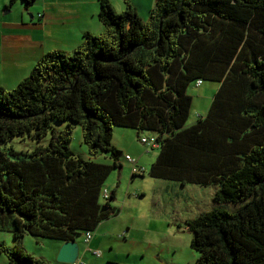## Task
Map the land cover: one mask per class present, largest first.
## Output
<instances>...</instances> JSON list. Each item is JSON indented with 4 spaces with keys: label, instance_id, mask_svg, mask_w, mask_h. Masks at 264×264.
I'll return each mask as SVG.
<instances>
[{
    "label": "trees",
    "instance_id": "16d2710c",
    "mask_svg": "<svg viewBox=\"0 0 264 264\" xmlns=\"http://www.w3.org/2000/svg\"><path fill=\"white\" fill-rule=\"evenodd\" d=\"M123 2L115 12L97 0L102 32L0 86V231L73 241L117 215L115 192L104 203L100 192L120 166L111 140L122 127L155 134L148 177L215 188L211 210L186 221L195 264H264V0H155L145 22ZM197 80L217 88L186 127ZM72 125L89 159L71 152ZM23 136L34 146L14 150ZM102 153L111 164L94 161ZM0 253L6 264H49L18 245Z\"/></svg>",
    "mask_w": 264,
    "mask_h": 264
},
{
    "label": "rangeland",
    "instance_id": "374dc122",
    "mask_svg": "<svg viewBox=\"0 0 264 264\" xmlns=\"http://www.w3.org/2000/svg\"><path fill=\"white\" fill-rule=\"evenodd\" d=\"M108 1L111 6L118 9L115 12H121L125 8L123 0ZM154 1L129 0L143 22L148 19ZM93 33L99 34L100 32L95 30ZM72 53L73 50H70L69 54ZM31 69L32 67L20 79L27 77ZM20 79H16L13 75L2 85L5 89L12 90L21 81ZM216 87L217 83L209 81H202L197 87L195 82H192L187 87L186 92L191 97V105L185 122L186 127L195 123L198 117L205 114ZM54 126L58 127L56 124ZM154 136V133L148 131L137 133L133 129L112 127L111 144L120 152L118 155L120 166L110 172L103 188L109 194L111 191L115 192V199L109 203L118 212L115 216L111 215L110 218L114 221L106 226L105 231L116 232L103 235L106 247L102 250L99 249V252L101 254L104 251V258L110 256L117 262L111 263L103 259L102 264H124L128 260L134 259H137L136 262L141 264H195L198 259V254L190 248L191 234L187 230L186 221L195 218L202 212L211 210L215 188L191 184L182 186L177 182L148 177L147 171L155 160L158 149L147 148L139 139H150ZM46 140L47 137L41 143H45ZM9 145L16 151H27L34 146V142L23 136L15 137ZM69 148L75 156L81 159L90 158L83 144L79 125H72ZM125 155L133 158L136 165L144 169L142 175L131 177V164L124 159ZM94 161L101 164L112 163L106 153L100 154ZM139 190L144 194L135 198L133 193ZM102 201L100 198V203H103ZM118 230L119 232H117ZM96 232L97 230L91 233V238L95 240L98 237ZM121 234L126 235L125 240L120 238ZM75 241L78 245L80 260L82 258L85 263L96 260L90 253L84 251L86 245L83 242V235L76 237ZM0 243H4L7 247L18 245L24 253L34 259H42L49 264H61L56 260L60 244L58 240L25 235L20 242H16L9 232L0 231ZM146 250H148V256L142 257V252L144 253ZM129 251L130 255H128ZM0 264H6L3 253H0Z\"/></svg>",
    "mask_w": 264,
    "mask_h": 264
},
{
    "label": "crops",
    "instance_id": "0c3cea01",
    "mask_svg": "<svg viewBox=\"0 0 264 264\" xmlns=\"http://www.w3.org/2000/svg\"><path fill=\"white\" fill-rule=\"evenodd\" d=\"M97 4V0H34L25 8L21 0H15L11 4L9 0H0V86L3 87L2 84L13 75L20 79L27 74L29 68L47 52L62 51L69 54L70 50L80 44L84 32H101L102 26L97 20ZM112 7L115 11L118 10L113 5ZM133 194L137 198L144 193L139 190ZM110 217L98 224L97 239L91 238L88 243H84V251L96 260L85 263L81 258L83 264H102L103 259L111 263L117 262L110 256L104 258V251L101 254L99 252V249L106 247L103 235L116 232L105 231L106 226L114 221ZM120 236L123 240L126 239L125 234ZM60 245L61 242L58 248ZM92 251H98L100 256H94ZM145 256H148V250L142 252V257ZM136 260H128L124 264H131L133 261L132 264H141Z\"/></svg>",
    "mask_w": 264,
    "mask_h": 264
},
{
    "label": "built area",
    "instance_id": "2783aa9c",
    "mask_svg": "<svg viewBox=\"0 0 264 264\" xmlns=\"http://www.w3.org/2000/svg\"><path fill=\"white\" fill-rule=\"evenodd\" d=\"M200 84H201V81H200V80H197V81L195 82V86H199ZM139 141H140L142 144H144L147 148L154 149V148H157V146H158V143H157V141H156V136H154V137H152V138H150V139H147V138H140ZM124 159H125L126 161H128V163L131 164V174H133V175H140V174H143L144 169H143L142 167H138V166L136 165V161H135L133 158H131V157L128 156V155H125ZM108 197H109V193H108V191H107L106 189L102 188V190H101V192H100V198L103 200L102 202H103V203L106 202V200L108 199ZM91 237H92V236H91V232H85V233L83 234V241H84V243H88V242L90 241ZM92 254H93L94 256H96V257H99V256H100V254H99L98 251H92ZM73 264H83V262L80 261L79 258H77Z\"/></svg>",
    "mask_w": 264,
    "mask_h": 264
},
{
    "label": "water",
    "instance_id": "95a60500",
    "mask_svg": "<svg viewBox=\"0 0 264 264\" xmlns=\"http://www.w3.org/2000/svg\"><path fill=\"white\" fill-rule=\"evenodd\" d=\"M100 210L106 211L107 207L102 205ZM78 254V245L75 240L61 242V245L56 255V260L61 264H73L78 258Z\"/></svg>",
    "mask_w": 264,
    "mask_h": 264
}]
</instances>
